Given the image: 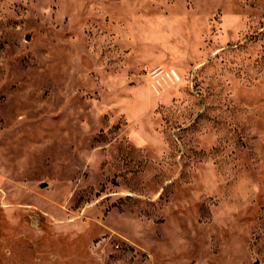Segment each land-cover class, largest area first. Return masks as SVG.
<instances>
[{
    "label": "rangeland",
    "instance_id": "rangeland-1",
    "mask_svg": "<svg viewBox=\"0 0 264 264\" xmlns=\"http://www.w3.org/2000/svg\"><path fill=\"white\" fill-rule=\"evenodd\" d=\"M257 262L264 0H0V264Z\"/></svg>",
    "mask_w": 264,
    "mask_h": 264
},
{
    "label": "built area",
    "instance_id": "built-area-1",
    "mask_svg": "<svg viewBox=\"0 0 264 264\" xmlns=\"http://www.w3.org/2000/svg\"><path fill=\"white\" fill-rule=\"evenodd\" d=\"M170 75L171 74L169 72H166L161 67L153 68L148 72V76L150 80L152 81L153 87L155 89L160 88L162 85L161 83L164 82L167 76H170Z\"/></svg>",
    "mask_w": 264,
    "mask_h": 264
},
{
    "label": "water",
    "instance_id": "water-1",
    "mask_svg": "<svg viewBox=\"0 0 264 264\" xmlns=\"http://www.w3.org/2000/svg\"><path fill=\"white\" fill-rule=\"evenodd\" d=\"M45 186V185H44ZM256 264H259L258 262Z\"/></svg>",
    "mask_w": 264,
    "mask_h": 264
}]
</instances>
